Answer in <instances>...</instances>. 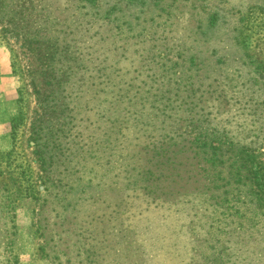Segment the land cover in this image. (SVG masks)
Instances as JSON below:
<instances>
[{
	"label": "rangeland",
	"instance_id": "obj_1",
	"mask_svg": "<svg viewBox=\"0 0 264 264\" xmlns=\"http://www.w3.org/2000/svg\"><path fill=\"white\" fill-rule=\"evenodd\" d=\"M189 83L215 107L211 119L237 147L264 154V0H0V192L10 190L18 230L14 249H2L10 242L5 224L12 214L0 197V264L8 255L19 264H232V254L215 243L224 236L222 208L216 217L206 210L204 167L194 148L184 144L181 154L165 157L140 152V159L132 152L142 139L141 122L155 138L149 124L156 109L169 106L165 111L174 120L186 117L179 103ZM141 96L146 110L138 119ZM182 122L192 142L198 132ZM78 127L84 131L80 143L72 138ZM85 145L99 155L85 163L92 171L82 170L79 186L98 192L104 221L116 211L112 224L124 223V233L136 241L111 244L112 235L95 258L86 249L98 241L85 237L86 244L79 233L82 225L100 227L101 219L85 216L92 212L79 205L76 212L63 205L87 194L66 202L51 196L47 216L53 222L43 218L40 224L39 217L46 194L40 175L55 186L63 154H70L67 167L81 169ZM10 151L11 157L1 156ZM102 152L112 155L100 158ZM142 169L152 192L165 194L162 204L134 191L143 184ZM30 184L33 196H24ZM109 185L116 190L103 193ZM227 193L222 186L217 196L227 199ZM247 201L238 216L248 224L253 213ZM224 238L233 247V238ZM242 240L236 237L235 244Z\"/></svg>",
	"mask_w": 264,
	"mask_h": 264
},
{
	"label": "trees",
	"instance_id": "obj_2",
	"mask_svg": "<svg viewBox=\"0 0 264 264\" xmlns=\"http://www.w3.org/2000/svg\"><path fill=\"white\" fill-rule=\"evenodd\" d=\"M58 37L61 38L62 36ZM100 79H102V77L94 78V82H97ZM109 80L110 78L107 77V82ZM192 86L193 84L189 83L185 98L183 97V101L179 103H183V105H181L183 107H180L179 109L186 114V117L184 119L179 118L178 120H174L172 115L165 111L169 106L163 107L162 109H156L157 111L154 116L155 119H153L154 121L152 120L151 125L149 124L151 130L156 133L155 138L149 135V129H144L145 122H141L140 125L142 128L140 129L141 132H143L142 139L137 138L135 140L136 143L133 145L132 152L134 153V155L139 157V159L141 155L139 154L140 152H144L145 154L155 153L161 155L162 157L168 156V154L170 153H175L177 156L178 153L181 154L183 152V148L185 146L184 144L189 143V149L194 148L195 155L202 158V165L204 167L203 173L205 176V189L208 202L206 210H208V213H210L211 216L216 217L218 209L222 208V216L221 218H219V228L222 231L221 234L229 238H233L234 241L233 247H228L226 244L230 240H225L224 236L220 235L221 239L219 241H215V243H220L219 249L227 257L232 254L231 258H229V262L232 264H264V212L258 213V211L260 210L264 211V154L259 155L257 153L258 150L253 149V147H247L246 145L237 147V143L230 139V135L226 134V132L221 127H218L217 124L214 123V119H211V116L214 115L213 111L215 112V107H208L207 105H205V102L203 101L204 93H199V90L195 89L194 86ZM145 101V97L141 96L139 111L136 112L138 119L139 116H141L146 110V104L144 103ZM183 120L188 121L186 123V126H190L193 131L198 132V135L194 139H192V142H189V140H191V136L189 137V139L188 136H186V132H181V129L183 127ZM72 122L73 120L69 121L68 125L70 126ZM200 122L202 123L199 126H195ZM110 125L111 127L116 129L115 134L117 136H121L122 129L115 127V125H113L112 123H110ZM77 129H75V131L73 132V135L75 137L72 136V138L77 139L80 143V141L82 142V140L84 139V131L79 127ZM67 133H70V129ZM106 134L107 133H104L103 136H105ZM63 144L67 145L69 143L61 141V146ZM85 146L86 150L82 154L83 157L81 161L84 164V167H82L81 169H76V167L74 166L67 167L66 162L68 161V156L70 154L68 156H66V154L62 155L63 162L59 164L61 170L55 171L57 173L55 177L58 176L55 186H48L49 182L47 181L50 180L48 179L49 177L47 174L44 173L40 175V180L45 186L44 191L46 192V194L44 195V199H42V206L39 217L40 224H43V218L46 224L53 222L47 216V213H49V205L52 201L51 198H49L51 196H54L55 199L60 202H66L67 200H71L72 196L75 194H87V198L79 199L75 204L66 202L63 205H69L71 211L73 212H76L75 206L79 205L80 210L92 212L86 213L85 216L97 214L96 218L101 219V223H99L100 227H96L97 229L95 227L90 229L82 225L83 228L81 229V233H79L82 237L81 240H84L83 238L86 237V239L92 242H96V240L98 241L95 244L89 242L86 249L89 257L95 258L97 257L98 253L106 250L102 245L105 241L111 242L109 239H113L112 235H114L117 241L113 239V242H111V244L120 245L123 243L122 241H124V239L129 240V243L131 241V244H135L136 241L135 239H130L126 235V233H124L122 228L124 223H120L119 227H117L115 224H112L114 220H112L111 222L110 218L116 211L111 212L109 220L106 219L104 221L105 215L101 214V212L106 213L105 209L101 210V208L97 207V203L99 204L100 202V200L97 198V196H99L98 192L89 193V188L86 189L85 187L79 186V182L84 180L86 177L85 171L84 174H81L83 173L82 170H85L86 168V170L92 171V169L87 168L85 163L88 162V164L90 165L91 163L89 161L99 155L96 153L92 155L90 145ZM68 150L69 149H66V152ZM248 152L253 154L246 155L245 153ZM12 153L13 152L10 151L1 156L9 158L11 157ZM111 155V153L107 154L106 152H102V156H100V158L104 156L111 157ZM139 159L138 168L140 169L142 164L140 163ZM250 163H254L255 168L249 166ZM143 169L140 172L142 175L140 177V180L142 179L141 181H143V184H141V186L138 184L137 187H134V191H145L146 195L153 196L154 201H158L157 203L162 204L161 202H159V200L163 199L165 194L152 192L149 184H147V182H144L143 180ZM61 176L62 178H60ZM67 178H71L69 179V181H71L73 178L77 179L78 181L66 182ZM234 184L237 187V194L231 195L230 192ZM27 186L28 187L24 188V196H33V189L31 184ZM222 186L226 187L227 192H229L227 193L229 194L227 199L217 196V191L219 190V187ZM51 188H54L55 190H51ZM116 188L117 187L115 186L109 185L107 189L108 191H103V193L105 192L109 194L113 192L114 189L116 190ZM121 188L123 189V187ZM9 191L10 190L8 189V187H3L1 188L0 192V197L4 198L6 201H9L8 207H10V209L6 212L7 216H10V214H12V217L5 224L7 231L6 234L10 239L9 245H5L2 247V249L5 248V250H13L18 240L16 216H14L13 214L14 206L12 207ZM20 192L22 191L17 190L15 194L19 195ZM247 198V203H249L248 205H250V210H252L251 212L253 213L251 216L252 218L247 220L248 224L244 223L240 219L241 216H238L243 206L246 205L245 201ZM91 199L93 200L92 202L89 201ZM158 205L156 206L157 209H161L158 207ZM145 206V212H148L149 206ZM130 208L133 209V207ZM141 213L142 212H140L139 214ZM258 214L260 216H258ZM137 215L138 214H133L132 217H136ZM158 216L162 217V213H160ZM162 220L165 219L163 218ZM106 221L109 223L108 229L107 224L105 223ZM91 225L92 223L90 222L89 226ZM116 227L117 229H115ZM45 230L46 227L44 231ZM216 236L219 235L217 234ZM236 237L238 240L240 238L243 239L240 244H235ZM212 240L213 238L211 237V241ZM162 241H164V239H162ZM84 242H86L87 244L88 241L84 240ZM242 243L246 244L241 245ZM141 246L143 245H140L139 247L141 248ZM9 253L11 255L10 251ZM108 253L110 257L113 256L110 251H108ZM144 260H146L145 257H143V261ZM4 264H19V262L17 261L16 257L10 258L8 255V258L5 259Z\"/></svg>",
	"mask_w": 264,
	"mask_h": 264
}]
</instances>
